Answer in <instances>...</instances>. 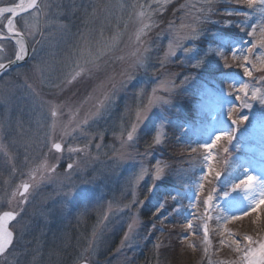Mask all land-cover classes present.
Returning <instances> with one entry per match:
<instances>
[{
  "label": "rangeland",
  "instance_id": "obj_1",
  "mask_svg": "<svg viewBox=\"0 0 264 264\" xmlns=\"http://www.w3.org/2000/svg\"><path fill=\"white\" fill-rule=\"evenodd\" d=\"M19 2L0 0V7ZM45 2L50 7L15 20L14 29L25 36L30 57L0 77V141L7 146L0 151V214L19 212L10 227L13 244L0 264H150L132 257L148 252L151 230L141 234L142 215L166 186L171 194L154 201L151 214L159 224L173 217L179 248L188 247L184 261L248 264L243 249H258L259 244L249 246L243 237L264 239V209L232 222L217 217L241 215L249 206L245 196L259 197L258 186L252 193L234 190L246 175L256 177L257 185L264 182V104L259 100L264 73L253 69L252 76H245L230 54L233 47L246 50L260 38L264 15L259 8H250L247 0H214L210 10L206 0ZM7 17L0 16V36H5ZM182 25L196 29V38H185L190 33ZM0 48V62L14 59L11 42L1 40ZM220 51L229 53L231 67L224 66ZM261 52L257 46L250 54L253 63ZM38 65L42 72L35 70ZM74 71L81 74L72 79ZM244 84L247 94L239 91ZM105 95L111 102L101 107ZM53 106L56 118L50 114ZM138 111L145 117L139 123ZM241 116L248 120L233 128L232 120ZM133 124L137 130L127 142ZM159 128L166 136L155 145L152 138ZM217 134L230 135L231 141L222 140L212 149L213 173L202 181L197 199V182L209 167L201 145ZM141 137L149 138L152 146ZM166 142L174 150L171 157L163 156ZM53 143H61L60 153L52 149ZM44 161L55 166V173L30 190L28 203L18 207L20 197L12 193L30 182L32 169ZM157 163L165 171L154 180ZM209 194L212 219L207 221L205 254L202 201ZM190 202L196 203L195 209ZM189 211L198 234L189 232L183 239ZM155 226L162 229L153 223L150 228ZM225 228L239 238L241 252L229 246L233 237ZM158 248L157 243L154 251ZM249 259L264 264L259 252Z\"/></svg>",
  "mask_w": 264,
  "mask_h": 264
},
{
  "label": "snow or ice",
  "instance_id": "obj_2",
  "mask_svg": "<svg viewBox=\"0 0 264 264\" xmlns=\"http://www.w3.org/2000/svg\"><path fill=\"white\" fill-rule=\"evenodd\" d=\"M214 2V0H206V3L208 5L209 10L211 9V5ZM247 4L250 8H259L260 12L262 15H264V0H247ZM50 7V5L48 3L45 2V0H41V3H37V0H27V3L21 2L20 4L16 5L15 7H5V8H0V13H9L12 14L13 16H15L16 14H18V12H23L27 9H36L38 12L43 11L44 9ZM93 15H95V11L93 12ZM146 14L144 12L140 13V16H145ZM33 19L35 20L36 18L33 17ZM33 28H35V23H33L32 25ZM61 28H63L64 26L61 25ZM148 25H144V28H147ZM181 27H186L187 31L190 33L189 36H186L185 38H196L198 31L194 28H192L190 25L189 26H185L182 25ZM144 28L141 29V32L144 31ZM7 30L10 34V36H14L16 37L14 43L15 45H18V49L15 51L14 55H15V59L16 60H21L24 58V55L27 52V45L25 43V36L18 32L15 31L13 28V20L9 19L7 21ZM31 34V33H29ZM255 34V29L253 30V33ZM137 39L139 40V36H137ZM259 46L260 48L264 49V28H261L260 30V38L257 40L256 43H253L252 46L250 48L242 49L239 47H233L230 54L233 60H235L237 62V65L239 67H241L243 69V73L245 76H252V70H256L259 71L261 73H264V52H261L259 56L255 57V63L252 62V60L250 59V54H252L254 52V50L256 49V47ZM171 47V46H170ZM186 52H189L191 50L186 49ZM228 54L229 53H225L223 51L217 52V55L220 57V59L222 60L223 64L225 67H231V65L228 63ZM133 55L135 57H137L139 59L138 53H133ZM9 64H11L13 61L11 59H9ZM141 63H142V59H141ZM251 64L252 68L250 69L248 67V65ZM8 65H6L3 62H0V70H3L7 67ZM78 68L80 67L79 65L77 66ZM36 71H43V69L38 65L36 66ZM83 70V69H81ZM81 74L80 71H74L73 73H71L72 79H75L77 76H79ZM129 80L132 78L131 76L128 77ZM71 82V81H68ZM123 86V85H121ZM246 89H248V85L244 84L240 87L239 91L240 92H245L246 93ZM259 89L254 90L252 92V99L256 100L258 98V93H259ZM259 100L261 104H264V94H261L259 96ZM106 102L110 103L111 102V97L109 95H105L104 99L102 101H100V105L101 107H104ZM163 102H166V100H163ZM152 106V100H149V107ZM99 111V109H98ZM145 111H147L145 109ZM235 111V109H233L232 111L228 112V117L231 118L232 117V113ZM50 114L53 118L57 117V110L55 108V106L52 107V109L50 110ZM144 113L142 112H137V123H139V121L141 119H144ZM248 117L247 116H241L239 120H232L233 124H237V123H243L244 121H247ZM261 121H264V117H261ZM86 122V121H85ZM55 127V119H54V123H53V128ZM136 124H133L131 126V130L127 132V142H131L134 139V134L136 132ZM166 136V133L164 131H161V128H159L157 130V132L155 133V135L153 136V143L155 145H159L161 143L164 142V137ZM222 140H228L231 141V136L227 135V134H217L214 139L211 141V143H206L201 145V147L204 149V151L206 153H208L207 156L204 157V159L207 161L209 167L207 170V173L203 176L200 177L198 182H197V199L199 198V196L202 193V190L204 188V183L202 181L207 180L209 176L212 175L213 173V168L211 167V163L214 159V157L211 155V151L212 149ZM152 145L150 144L149 147H151ZM52 147L56 150V151H60L61 150V143H53ZM7 150V146L3 144L2 141H0V151H6ZM69 151H73V149H69ZM84 151H86V148L84 149ZM197 151L196 148H192L191 152L195 153ZM224 151L227 152L228 149L224 148ZM69 169H71L73 167V165L69 164L68 165ZM165 169L163 167L160 166L159 163H157L156 165V170H155V174H154V180L159 179L163 173H164ZM55 173V166L48 164L46 161L41 162L39 164H37V166L35 168L32 169L31 173H30V182H25L23 183L16 191H14L12 193V197L16 198L17 196L20 197V201L18 203V207H20L21 204H26L28 203V199H29V195H30V190H35V188L39 185V183L43 180H45L46 178H48L50 175ZM144 175V170H142L141 172V177ZM220 172L216 171L215 172V178H219L220 177ZM258 186L259 189V197L256 198L255 196L249 194L245 196V199L249 201V206L247 208L246 211H244L241 215H237V214H232L230 216H223V217H217V220H223V221H227V222H232V221H237L240 219H243V217L249 216L253 213H257L259 214L261 212L262 209H264V182H259V184L257 185V178L254 177L253 175H246V178L243 179L239 184L234 186V190L236 188H243L245 190V192L247 193H252L253 191L256 190ZM22 189V190H21ZM70 194V193H69ZM229 195L228 192H224V196L227 197ZM173 200L178 199V197H172ZM213 202V196L211 194L207 195L206 198L202 201L204 207H205V211L202 214V219L205 221L203 224V239L205 242V254H207L208 248L207 245L209 243V230H208V223L207 221L212 219V216L209 214V209L212 205ZM196 203L195 202H190V207L192 209L196 208ZM234 206H238V205H234ZM20 211H23V208H20ZM19 215V212H14V211H5L2 215H0V255H3L6 253V249L8 247V245L12 242L13 239V233L11 231H9L7 229V222L9 220H14L16 218V216ZM193 212L189 211V215L188 218H186V220L184 221V226L186 227V229L188 230L187 232H185L183 239H187L188 237V233L191 232L193 235H197L198 233L195 231V225L193 223ZM135 223V222H134ZM133 229V225H129V232H131ZM161 231H163V229H161ZM224 233L227 234L228 236H232L233 238L228 241L229 246L230 247H234L235 250L237 252H241V243L238 237H236L233 233L229 232L227 228L224 229ZM127 238V235H126ZM243 240L247 242V244L249 246H251L254 243H258L259 244V248L258 249H250V248H244L243 251L247 253V255L243 256L242 259L248 261V264H257V262L253 259H249V257H253L255 256V254L257 252H259L262 256H264V239L260 240V241H254L253 237L251 235H245L243 237ZM220 244L223 245L225 243L224 239H221ZM189 247H195L194 244H189ZM209 264H212L211 261H209Z\"/></svg>",
  "mask_w": 264,
  "mask_h": 264
},
{
  "label": "trees",
  "instance_id": "obj_3",
  "mask_svg": "<svg viewBox=\"0 0 264 264\" xmlns=\"http://www.w3.org/2000/svg\"><path fill=\"white\" fill-rule=\"evenodd\" d=\"M187 101L189 102V99H187ZM141 139L145 141L144 142L145 145H149L148 142L149 138L141 137ZM167 144L169 143L167 142L164 143L165 151L163 153V156L165 155V157H169V156L171 157L174 153V150L173 149L169 150V148H167ZM171 144L173 145L176 143H171ZM174 158H178V155L176 154ZM170 191H171V187L168 186L164 187V189L159 190V192H156L154 198L151 200V202H149V204H147L148 211L145 210L146 212L142 215L141 234L145 235L144 233H148V230H151L148 239H146V246L148 252L141 251L139 252V254H133L132 258L134 261L142 260V258H144L143 260L146 261L147 263L149 262L150 264H154L157 262V260L160 259L162 260L163 264H180V262H183V264H195L196 260L184 261L182 259L184 257L183 255L189 251L187 250L188 247L185 248L184 244L182 248H179L180 245L178 242L179 236H177L178 229H176L174 223L170 221L173 219V217L168 221H166V223L159 224L157 221L158 220L157 217L151 214L152 209L156 207V203H154V201L160 200L163 197H167L168 194H171ZM152 223L157 226H160L163 229V231L156 228V226L154 228H150V225ZM157 243L161 246V248L155 249L156 250L155 252L154 248ZM179 249H182V253Z\"/></svg>",
  "mask_w": 264,
  "mask_h": 264
},
{
  "label": "water",
  "instance_id": "obj_4",
  "mask_svg": "<svg viewBox=\"0 0 264 264\" xmlns=\"http://www.w3.org/2000/svg\"><path fill=\"white\" fill-rule=\"evenodd\" d=\"M38 1L39 0H37V3H38ZM24 3H27V2H25L24 1ZM11 7H15V6H11ZM34 9H27V10H25V11H23V12H18V14H16L15 16H13L12 14H9V17L7 18V20H6V22H5V24H4V32L6 33V37H2V38H0V40H9V41H11L14 45H15V43H14V41H15V39H16V37H14V36H10V34H9V32H8V30H7V21L9 20V19H11V20H13V22H14V20L17 18V17H19V16H21V15H24V14H27V13H29V12H31V11H33ZM25 43H26V45H27V52H26V54L24 55V58L23 59H21V60H16L15 59V57H14V59H12V63L11 64H9V62L7 61V62H3V63H5L6 65H8L5 69H3V70H0V77L4 74V73H6L7 71H9V70H11V69H13V68H15V67H19V66H22L28 59H29V57H30V48H29V45H28V43H27V41H26V39H25ZM15 47H16V50L18 49V45H15ZM52 149L54 150V151H56L53 147H52ZM61 149H62V147H61ZM56 152H61V150L60 151H56ZM22 190V189H21ZM4 212H2L0 215H2ZM18 216V215H17ZM17 216H16V218L14 219V220H9L8 222H7V229L9 230V231H11V229H10V225H11V223H13L16 219H17ZM12 232V231H11ZM13 233V232H12ZM13 239H14V233H13ZM13 239H12V242L8 245V247H7V249H6V252H7V250L11 247V245H12V243H13ZM4 255V254H3ZM2 255H0V257H1ZM81 264H87V263H81Z\"/></svg>",
  "mask_w": 264,
  "mask_h": 264
},
{
  "label": "bare ground",
  "instance_id": "obj_5",
  "mask_svg": "<svg viewBox=\"0 0 264 264\" xmlns=\"http://www.w3.org/2000/svg\"><path fill=\"white\" fill-rule=\"evenodd\" d=\"M24 0H20V3L23 2Z\"/></svg>",
  "mask_w": 264,
  "mask_h": 264
},
{
  "label": "flooded vegetation",
  "instance_id": "obj_6",
  "mask_svg": "<svg viewBox=\"0 0 264 264\" xmlns=\"http://www.w3.org/2000/svg\"><path fill=\"white\" fill-rule=\"evenodd\" d=\"M1 49V48H0Z\"/></svg>",
  "mask_w": 264,
  "mask_h": 264
}]
</instances>
